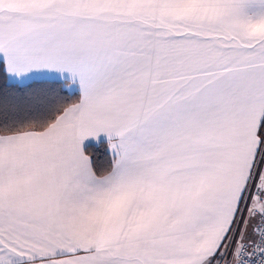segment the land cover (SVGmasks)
Listing matches in <instances>:
<instances>
[{
	"label": "snow or ice",
	"instance_id": "obj_1",
	"mask_svg": "<svg viewBox=\"0 0 264 264\" xmlns=\"http://www.w3.org/2000/svg\"><path fill=\"white\" fill-rule=\"evenodd\" d=\"M0 75V264H264V0H0Z\"/></svg>",
	"mask_w": 264,
	"mask_h": 264
},
{
	"label": "trees",
	"instance_id": "obj_2",
	"mask_svg": "<svg viewBox=\"0 0 264 264\" xmlns=\"http://www.w3.org/2000/svg\"><path fill=\"white\" fill-rule=\"evenodd\" d=\"M44 87V85L39 81L30 82V87L26 86H14L11 82L5 83L3 75H0V95H8L10 97H25L29 92L38 91ZM88 151L90 154L94 156V158L104 161L108 158V154L105 151L104 142H99L97 145L90 144L88 147Z\"/></svg>",
	"mask_w": 264,
	"mask_h": 264
},
{
	"label": "crops",
	"instance_id": "obj_3",
	"mask_svg": "<svg viewBox=\"0 0 264 264\" xmlns=\"http://www.w3.org/2000/svg\"><path fill=\"white\" fill-rule=\"evenodd\" d=\"M99 142H102V141H95V140H94V141H92L90 144H98ZM90 144H89V145H90Z\"/></svg>",
	"mask_w": 264,
	"mask_h": 264
},
{
	"label": "rangeland",
	"instance_id": "obj_4",
	"mask_svg": "<svg viewBox=\"0 0 264 264\" xmlns=\"http://www.w3.org/2000/svg\"><path fill=\"white\" fill-rule=\"evenodd\" d=\"M104 144H105V151H106V153L108 154V151H107V144L104 142ZM92 145H97V144H92Z\"/></svg>",
	"mask_w": 264,
	"mask_h": 264
}]
</instances>
